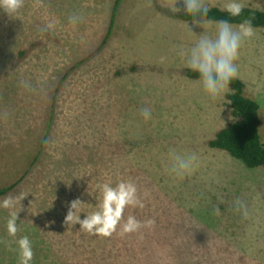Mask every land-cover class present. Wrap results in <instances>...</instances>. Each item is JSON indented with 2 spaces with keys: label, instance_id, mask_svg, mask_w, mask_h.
Returning a JSON list of instances; mask_svg holds the SVG:
<instances>
[{
  "label": "rangeland",
  "instance_id": "374dc122",
  "mask_svg": "<svg viewBox=\"0 0 264 264\" xmlns=\"http://www.w3.org/2000/svg\"><path fill=\"white\" fill-rule=\"evenodd\" d=\"M174 2L24 0L13 17L0 10V188L17 183L7 196L25 195L15 237L0 209V264H17L25 235L33 264H264V167L209 147L230 108L185 76L177 53L195 36L171 16ZM243 2L264 10V0ZM176 7L184 11L183 0ZM255 30L236 63L260 104L264 140V29ZM170 149L197 154L190 175L169 173ZM127 179L144 207L124 219L150 228L101 237L64 223L69 202L90 213L98 183Z\"/></svg>",
  "mask_w": 264,
  "mask_h": 264
},
{
  "label": "clouds",
  "instance_id": "9594fccd",
  "mask_svg": "<svg viewBox=\"0 0 264 264\" xmlns=\"http://www.w3.org/2000/svg\"><path fill=\"white\" fill-rule=\"evenodd\" d=\"M175 0L172 8L173 12H178ZM24 0H0V10H3L10 17L18 13L23 7ZM185 14L190 17L193 25L203 28L197 35L189 26V20L185 24L191 34L195 36L190 47H181L178 51L184 68L197 75V83L202 88L203 93L212 102L223 101L230 104L232 101L227 97L232 94L231 82L238 77L237 60L240 55L242 44L245 40L256 35V30L249 19H243L239 24L233 25L226 19L212 20L207 15L210 11L204 0H183ZM246 7L243 0H227L222 5L221 10L232 18L240 17ZM197 18H200L199 20ZM80 17L73 15L70 21L76 24ZM51 25H49L50 27ZM140 115L145 121L151 119V110L144 108ZM233 119V117H230ZM170 161L169 173L176 178L182 179L185 175H190L198 163V156L195 153H179L170 149L168 153ZM94 192L89 191V195ZM148 194L144 193L146 197ZM25 195L19 193L15 196H6L0 200V209L8 210L6 220V231L11 237H15L18 228V213L16 206ZM95 210L87 213L83 211V206L87 203L80 199L69 202L64 223L69 227L79 224L80 231L89 235L109 237L118 229L121 235L137 233L141 228H150L154 223L152 220L141 222L134 215H128L124 219L125 210L128 208H143L144 201L138 191L137 184L132 179L121 180L113 186L110 182L98 183L95 186ZM242 208L243 205L237 201ZM30 211V209H29ZM86 213L84 219L80 214ZM246 215V212L244 213ZM22 222V221H21ZM18 261L17 264H33L32 241L27 235L15 241Z\"/></svg>",
  "mask_w": 264,
  "mask_h": 264
},
{
  "label": "trees",
  "instance_id": "16d2710c",
  "mask_svg": "<svg viewBox=\"0 0 264 264\" xmlns=\"http://www.w3.org/2000/svg\"><path fill=\"white\" fill-rule=\"evenodd\" d=\"M119 1L117 0L116 6ZM209 8L208 19H226L233 25L239 24L243 19H249L254 28L264 29V10L245 7L240 17L232 18L219 7ZM171 16L184 22L190 19V17L186 16L185 10L171 13ZM197 19L199 20L200 18ZM188 22H191V20ZM108 34L106 35L107 37ZM184 74L189 79L197 80V75L188 69L184 70ZM230 88L232 94L227 99L232 101L228 106L233 119L216 132L214 137L208 141V145L210 148L227 152L232 158L240 161L247 169L263 168L264 140L260 133V104L245 95V84L240 78L234 79L230 84ZM16 184L0 188V198L7 196Z\"/></svg>",
  "mask_w": 264,
  "mask_h": 264
}]
</instances>
